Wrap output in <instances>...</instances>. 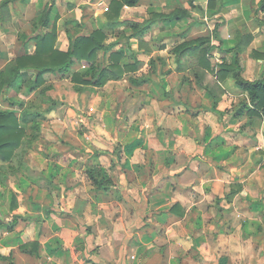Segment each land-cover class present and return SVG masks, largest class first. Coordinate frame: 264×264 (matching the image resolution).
<instances>
[{"label": "crops", "instance_id": "0c3cea01", "mask_svg": "<svg viewBox=\"0 0 264 264\" xmlns=\"http://www.w3.org/2000/svg\"><path fill=\"white\" fill-rule=\"evenodd\" d=\"M258 1L193 0L190 6L189 0H140L123 6L120 23L104 42L112 44L110 51L98 56L105 66L112 52L122 50L119 64L132 69L102 86L79 89L69 78L72 100L50 86L49 97L73 106L57 101L48 108L46 102L47 120H20L25 142L32 139L10 162L0 160L6 167L0 264H264V120H217L208 109L197 120H184L185 106L194 103L191 94L207 89L191 75V82L179 81L193 74L183 63L197 54L176 60L172 51L208 30L215 44L208 56L220 63L232 54L237 36L250 33L245 55L252 67L249 52H264ZM47 2L11 0L0 8V69L34 52L32 40L25 47L23 32L32 36L30 22ZM101 2L55 0L45 30L56 25L65 36V28L101 29L107 22ZM178 6L189 15L147 21ZM131 24H137L134 34ZM68 46L66 38L61 49ZM255 60L262 68L264 59ZM244 65L243 59V70ZM85 67L75 63L59 75ZM44 80L55 81L51 72ZM230 89L244 94L234 83ZM10 90L5 96L23 99ZM2 96L0 109L10 110ZM224 96L219 108L227 107ZM153 99L158 108L174 107L175 115L165 111L164 119L149 120L147 103ZM202 114L207 120L198 118Z\"/></svg>", "mask_w": 264, "mask_h": 264}, {"label": "trees", "instance_id": "16d2710c", "mask_svg": "<svg viewBox=\"0 0 264 264\" xmlns=\"http://www.w3.org/2000/svg\"><path fill=\"white\" fill-rule=\"evenodd\" d=\"M11 0H2L0 8L6 6ZM140 0H109L107 6V22L103 29H96L90 33L78 34L76 36H69V46L66 50H59L55 47L56 28L45 30L51 19V11L55 0H49L45 6L38 11L36 17L30 22L31 37H23L26 40L25 47L32 40L35 43V50L33 53H24L14 59L7 61L2 69H0V95L4 100L8 101V106L11 108L0 109V160L10 162L17 151H23L29 144L25 142L27 130L21 125L20 119H25L28 115L35 119L38 114V108L33 110L25 107L24 100L18 97H7L6 93L10 89L16 92L21 89L26 90V93L38 91L39 94L46 95L50 84H45L44 75L49 72H58L64 74L75 63L85 64V68L74 70L70 73V81H72L76 88L82 86H102L110 79H119L122 75L131 70L132 66L126 64L121 66L119 59L122 55V50L114 51L110 54V63L102 66V59L98 58L99 52L106 53L110 51L112 44H105L106 29L113 28L120 23V12L123 6H135ZM193 0H189V5H193ZM257 10H264V0H259L257 3ZM189 15L188 8L173 7L169 12H154L151 21L157 18L161 19H182ZM76 26L81 23L76 21ZM264 25V23H261ZM133 34L137 30V24H131ZM216 30H213V37H216ZM132 34V35H133ZM126 39L129 36L122 35ZM253 38L250 33H241L237 36L234 46L232 47V54L225 56L218 64L216 70V78L220 81L227 77L233 80V83L244 94L240 97L237 113H242L247 119L248 125H253L255 120H264V76L246 78L243 75V67L240 60V54L245 50ZM211 42V36H197L190 40H183L173 46L172 51L175 54L176 60L185 53H196L200 55V62L205 67L206 71L210 69L208 62L209 50L214 47ZM252 57L256 59H263L264 52L258 50L251 51ZM33 70V71H31ZM197 78L200 77L197 74ZM146 81L141 80L140 83ZM212 93V91H211ZM44 101L48 103V108L56 105L57 101L49 96H45ZM217 98L214 100L213 106L216 104ZM19 109L16 112L13 108ZM212 106V107H213ZM215 110V107H213ZM18 113V114H17ZM25 122L26 120H22ZM37 121V120H34ZM32 129H37L36 125L30 124ZM25 143V144H24ZM22 146H24L22 148ZM3 172V174H2ZM2 175L6 177L5 165H0V183L3 184ZM89 177L94 182L96 181L94 174L88 172Z\"/></svg>", "mask_w": 264, "mask_h": 264}, {"label": "rangeland", "instance_id": "374dc122", "mask_svg": "<svg viewBox=\"0 0 264 264\" xmlns=\"http://www.w3.org/2000/svg\"><path fill=\"white\" fill-rule=\"evenodd\" d=\"M90 1L93 2L95 0H90ZM105 6H109V0H103V2H101V4H100L101 14L107 19V15H106L107 13L106 12H108V11H105L103 9ZM90 10L91 9L88 8L87 12H89ZM122 15L123 14H122V10H121L120 17ZM105 26L106 25H104L101 29L105 28ZM53 27L56 28L55 47H57V49H59V50H63L61 48L66 46V38L69 40L68 34H70L72 36H76L78 34L90 33L96 29H99V28L95 29L93 26L92 27L89 26L86 29H84L82 26H80L78 29L75 27L71 28V30L68 28H65V30H64L65 36H64V34L61 32V30L57 29L56 25H51L50 30ZM200 28H202V27H200ZM111 30H112L111 28L105 30L106 31V38H107L106 40H108L110 38L111 34L113 33V31H111ZM25 32H26V29L23 32V34H24L23 36L28 37L29 34H27ZM207 35H210V32L208 30H206L203 33L196 32L195 34H193V37L195 38L197 36H207ZM251 51L249 53H251ZM247 52H248V49H246L244 52H242L243 54L240 55L242 65H243V59H244V63L246 64V65H244L245 70H243V72L245 74L246 73L249 74V76L251 78L261 76L264 73V61H262L263 63L261 64V66L263 65L262 68H258V65H260L259 64L260 62L255 60V58H254L253 61H251L252 67H249L248 63H247L248 59L246 57V55L248 54ZM99 54H101V52ZM206 57L208 58V62L210 65V69L207 71H206L205 67H203V64L200 62L201 58H200L199 54H197L196 57L191 56L190 58L185 59V61L183 63L185 67H190V66L192 67L191 72H193V74L184 75V77L181 78V80L179 79V81H181V83L182 82L189 83V82H191L189 80L190 75H191V76H194V78H195L194 80L196 81L198 86L207 89V93L201 92V91H199L200 89H198L197 93L191 94L192 95L191 98L194 101V103L192 105L191 102L187 101L188 103L184 109V111L186 110L185 112L187 113V118H185L184 120H197L196 116H198L200 113H204L206 111L205 109H208L209 111L213 112L214 115L216 116L217 120H227V119H229V120H247L244 115H241L242 113L236 114L238 111V105H239L240 97L238 95V92L232 91V89H230L232 84H233V80L230 77H227L224 80L220 79V81H219L215 75L216 70H218V68H219L218 67L219 63H216L214 60L210 59V58H212L211 55H209V56L207 55ZM98 58H99V56H98ZM248 62H250V61L248 60ZM80 69L81 68H79L78 70H80ZM72 71H74V69ZM195 72L197 74H199V76H198V77H200L199 79L197 78V75L195 74ZM51 73H52V78H54V80H55L54 81L55 83L51 81L50 83H47V84H51L50 86H53V88H54V89L53 88L52 89L54 91L56 90V92L58 93V96H60L62 99L68 98V100H72L74 94H69L70 83H69L68 79L70 78V74L66 76V75H59V73L55 72V71H53ZM224 83H226V84H224ZM211 91H212V93H211ZM9 92H11V90ZM86 94L87 93H83L82 95L85 96ZM187 94L190 95V93H188V92H187ZM160 95L167 97V93L166 94L161 93V94H159V96ZM172 95H174V93ZM19 96L23 98L25 107H28V109L33 110L35 108H38V114L35 115L34 120H47V114L46 115L43 114L46 107H47V103L44 101L45 96H48L47 93H46V95H42V94H39L37 90L36 91L34 90L30 93H26V90L21 89L19 91ZM87 96H88V94H87ZM203 96H207L209 99H211V101H213L212 102L213 104H214L215 98H217L216 104L214 106L211 103V106L215 107V110H213V107H208L202 103V99L204 100ZM222 96H224V102H225V105L227 107L219 108L218 107V105H219L218 100L222 99L223 98ZM0 97H1V95H0ZM153 97H154V99H157V97L152 95V98ZM154 99L148 101V103H147L149 105V107H148L149 110H147L148 115H146V116L149 117V120H162V118L164 119L163 114L165 113V111L168 112L169 116H173V114L175 115V108L174 107L172 109H169L168 107L165 108L164 106H161V108L160 107L158 108ZM159 99L162 100V98H159ZM57 101L59 104H61V103H62V105L64 104V108L73 106L72 104L68 103L67 101H61L59 99ZM198 118L200 120H207L206 117H203V114L201 115V117H198ZM20 120H32V117L30 115H28L25 119H20ZM250 128H251V130L253 129L252 126H250Z\"/></svg>", "mask_w": 264, "mask_h": 264}, {"label": "built area", "instance_id": "2783aa9c", "mask_svg": "<svg viewBox=\"0 0 264 264\" xmlns=\"http://www.w3.org/2000/svg\"><path fill=\"white\" fill-rule=\"evenodd\" d=\"M103 9L106 11L107 10V6H105Z\"/></svg>", "mask_w": 264, "mask_h": 264}]
</instances>
